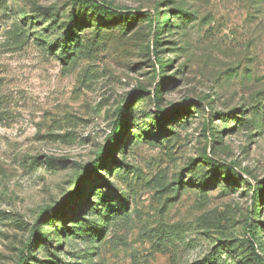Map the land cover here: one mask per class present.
<instances>
[{"label":"rangeland","instance_id":"rangeland-1","mask_svg":"<svg viewBox=\"0 0 264 264\" xmlns=\"http://www.w3.org/2000/svg\"><path fill=\"white\" fill-rule=\"evenodd\" d=\"M94 1L0 0V264L264 262V0Z\"/></svg>","mask_w":264,"mask_h":264},{"label":"trees","instance_id":"trees-1","mask_svg":"<svg viewBox=\"0 0 264 264\" xmlns=\"http://www.w3.org/2000/svg\"><path fill=\"white\" fill-rule=\"evenodd\" d=\"M76 2H79V3H89L91 4L92 6L98 8L99 10L105 12V13H112V14H115V15H120L118 14L119 12H115L114 10L110 9L109 7H107L106 5H98L94 0H76ZM157 23V21H156ZM158 24V23H157ZM161 31L159 30V27L157 26L156 29H155V38L156 40L158 39L159 35H160ZM66 42H64V44L62 45V50H61V53H60V56H63L64 55V52H65V49H66ZM161 84V83H160ZM156 88V92L159 93L160 89H161V86L160 85ZM133 102V100H131L129 103L131 104ZM174 116H178V112H174L173 113ZM127 123L126 121V117H125V112L124 111H121L118 115V118L114 124V128H113V132L112 134L109 136L108 138V141L106 143V145L104 146V148L101 149V151L97 154L96 158L94 159V161H92L91 163L87 164L84 168V170L77 176L76 178V185H75V188L74 190L69 194V196L67 198H74V197H84L86 194H85V190H86V187L85 185L91 181V179L93 178L92 176L94 175H98L99 177H101L100 175V169H103L105 168L106 166V160L108 159L109 156H111L114 152V145L116 143V140L119 137V133H120V130L122 129L123 125H125ZM203 163H207V164H215V162L208 156V155H205V157L203 158L202 160ZM236 171L233 169L230 170V174L229 176L227 177V179H231L233 176H235V173ZM90 202L87 201L86 202V205H87V209H85V213L89 212L90 209H88V204ZM46 214H48V216L52 217V218H56L57 216H60L62 214L65 213V202L64 200L59 202L58 205H55L53 207H49L46 209ZM41 218L38 219L36 221V224H35V227H34V238L38 239L42 236L40 230H39V225H40V222H41ZM74 220V223H80L81 219L80 220H77L75 217L73 218ZM83 228V226H82ZM251 228L252 227H249V234H252L251 232ZM253 236H255V233L253 234ZM254 250V249H253ZM256 258L259 262V264H264L263 260L261 259V257L259 255H256Z\"/></svg>","mask_w":264,"mask_h":264}]
</instances>
